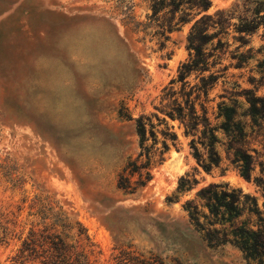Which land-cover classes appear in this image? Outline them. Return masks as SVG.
I'll return each mask as SVG.
<instances>
[{"label":"rangeland","instance_id":"374dc122","mask_svg":"<svg viewBox=\"0 0 264 264\" xmlns=\"http://www.w3.org/2000/svg\"><path fill=\"white\" fill-rule=\"evenodd\" d=\"M209 1L207 13L242 2ZM169 10L154 15L152 0H0V264L75 263L79 254L88 264H255L231 243L209 245L207 222L200 217L201 229L184 208L210 182L240 188L263 213L264 196L219 143L220 166L206 172L191 135L164 114L166 86L181 99L182 83L170 81L189 58L187 36L200 16L188 9L191 20L176 24L181 11ZM168 21L173 29L163 32ZM237 35L231 27L225 44L207 43L208 70L186 79L199 86L201 76H218L201 95L212 123L221 100L247 107L244 95L227 91L264 97V25L246 45ZM140 116L149 165L138 157ZM258 140L249 148L264 153ZM259 170L256 163L252 176ZM186 173L198 182L178 192ZM121 177L129 189L118 187Z\"/></svg>","mask_w":264,"mask_h":264},{"label":"trees","instance_id":"16d2710c","mask_svg":"<svg viewBox=\"0 0 264 264\" xmlns=\"http://www.w3.org/2000/svg\"><path fill=\"white\" fill-rule=\"evenodd\" d=\"M167 7H170L169 12L173 14L181 11L176 24H184L191 20L190 13L186 11L188 9L195 10V14H200V16L195 19L187 36L189 58L180 63L177 78L170 81L171 85L175 81L182 83L181 99L176 96L177 92L173 90V86H166L164 89L167 92L164 99L169 102L165 105L167 110H163L164 114L171 120H178L184 128V134L191 135L190 145L193 156L206 172L210 173L220 166L221 155L216 147L219 143L225 147L227 159L235 165L239 174L247 181L253 179L264 196V161H258L264 153L256 148H249L251 139L257 140L259 137L258 141L264 148V97L257 96L254 91L247 89L241 90L240 93L227 91L229 96L244 95L247 107L243 108V103H239L236 98L229 103L221 100L216 105L217 110L213 111V119L216 122L212 123L208 107L205 106L204 101H201V95L207 98L209 90L217 83L218 76L214 74L208 77L201 76L199 86L196 84L189 86L186 80L193 72L202 75L208 70V57L212 54H206L204 46L215 38L217 43L214 48L225 44L220 36L227 34L229 28L233 27L238 33L234 39L240 42V46L249 42L247 36L264 25V0H242L233 9H217L213 13H207L210 7L209 0H152L154 15ZM234 18L237 19L236 22H232ZM173 25L171 21H168L166 25L163 24L161 26L163 32H171ZM239 58L248 57L241 54ZM185 86H189L188 91L184 90ZM197 104L200 106V111ZM145 118L140 116L135 120L141 148L138 157L144 153L147 158L146 165H149L152 150L146 145L147 123ZM153 127L150 123L149 132L155 136ZM219 133L221 137L218 136ZM170 136L176 140L175 133ZM163 143L167 149L168 145L165 141ZM197 143L203 147L205 152H200ZM256 163L260 166L259 175L253 177ZM129 165L136 167L131 170V173L137 171L138 166L135 162ZM146 165L141 167H146ZM120 179L122 181L119 182L118 187L129 189V180L123 177ZM197 182L194 177L191 178V175L186 173L179 178L176 189L178 192H184L192 189ZM184 208L188 211L191 220L201 229H204V225L200 222V217L207 222L205 240L209 245L231 243L243 252L248 261L264 264V213L260 211L255 197L245 194L240 188L231 187L228 183L210 182L196 192L195 199L187 200ZM202 208H206L207 212H204ZM245 212L246 218H242ZM253 215L257 217V221L252 220ZM52 247L58 252L64 248V244L59 249L56 246ZM53 256L55 255L51 253V257ZM80 257H82L81 254L75 263L70 262L69 258L64 256L58 262L50 261V264H88L87 261L80 260Z\"/></svg>","mask_w":264,"mask_h":264}]
</instances>
